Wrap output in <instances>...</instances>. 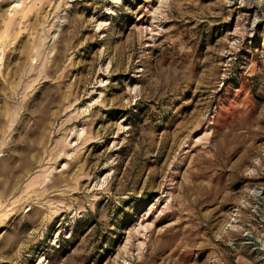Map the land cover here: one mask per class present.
<instances>
[{
	"label": "rangeland",
	"instance_id": "1",
	"mask_svg": "<svg viewBox=\"0 0 264 264\" xmlns=\"http://www.w3.org/2000/svg\"><path fill=\"white\" fill-rule=\"evenodd\" d=\"M0 264H264V0H0Z\"/></svg>",
	"mask_w": 264,
	"mask_h": 264
}]
</instances>
